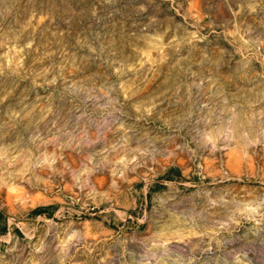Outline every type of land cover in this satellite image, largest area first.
<instances>
[{
	"label": "rangeland",
	"instance_id": "obj_1",
	"mask_svg": "<svg viewBox=\"0 0 264 264\" xmlns=\"http://www.w3.org/2000/svg\"><path fill=\"white\" fill-rule=\"evenodd\" d=\"M0 264H264V0H0Z\"/></svg>",
	"mask_w": 264,
	"mask_h": 264
},
{
	"label": "trees",
	"instance_id": "obj_2",
	"mask_svg": "<svg viewBox=\"0 0 264 264\" xmlns=\"http://www.w3.org/2000/svg\"><path fill=\"white\" fill-rule=\"evenodd\" d=\"M0 216H1V212H0Z\"/></svg>",
	"mask_w": 264,
	"mask_h": 264
}]
</instances>
